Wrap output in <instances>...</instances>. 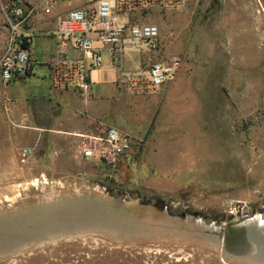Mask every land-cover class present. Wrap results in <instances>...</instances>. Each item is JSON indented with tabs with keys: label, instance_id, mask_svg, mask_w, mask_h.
<instances>
[{
	"label": "rangeland",
	"instance_id": "374dc122",
	"mask_svg": "<svg viewBox=\"0 0 264 264\" xmlns=\"http://www.w3.org/2000/svg\"><path fill=\"white\" fill-rule=\"evenodd\" d=\"M75 6L61 3L36 30H53L48 21ZM145 22L160 25L165 51L181 65L159 91L136 95L118 82L138 69L132 57L112 68L102 52L97 72L114 77L118 91L104 122L137 143L113 165L82 157L79 135L58 159L50 131L27 132L34 123L13 119V83L0 76V264H264V248L226 249L233 230L264 227L247 225L264 217V0H187ZM41 39L33 44L39 60ZM140 59L147 69L149 56ZM41 212L37 224L62 217L64 228L21 242L7 232Z\"/></svg>",
	"mask_w": 264,
	"mask_h": 264
},
{
	"label": "built area",
	"instance_id": "2783aa9c",
	"mask_svg": "<svg viewBox=\"0 0 264 264\" xmlns=\"http://www.w3.org/2000/svg\"><path fill=\"white\" fill-rule=\"evenodd\" d=\"M73 0H4L1 9L7 38L0 55V76L8 84L31 78L37 59L32 49L42 20L54 17L61 3ZM72 7L57 16L58 24L46 33L55 41L54 56L49 61L48 76L53 90H70L89 96L91 72L102 67V52L107 50L112 65L119 63L127 50L149 54L147 69L122 72L119 85L131 94L149 95L171 81L179 69V57H159L161 27L145 22L146 16L181 11L187 0H74ZM44 18V19H42ZM81 145V155L102 164L113 165L137 144L134 137L115 126L102 123ZM30 149L25 150L28 155Z\"/></svg>",
	"mask_w": 264,
	"mask_h": 264
},
{
	"label": "crops",
	"instance_id": "0c3cea01",
	"mask_svg": "<svg viewBox=\"0 0 264 264\" xmlns=\"http://www.w3.org/2000/svg\"><path fill=\"white\" fill-rule=\"evenodd\" d=\"M28 1L36 2V0ZM78 4L76 2L77 6H79ZM60 11L59 15L65 13L62 8ZM169 18H172V15ZM48 22L47 27L55 28L58 24L57 17ZM47 32L37 31L34 38V40L42 38L41 40L45 41V45H39L43 49L41 60L35 54L34 41L32 44L37 59L36 73L31 78H22L12 82L13 94L10 112L14 120H28L30 124L34 123V125H30L32 127L26 130L27 132L50 131L52 146L54 145L55 151L58 153V159L63 160L68 155V150L73 149L74 136L94 134L100 123L111 126L106 125L104 121L107 117L112 119L113 99L118 91L113 81L114 77L107 79L106 76L104 77L97 72L103 66L91 72L92 90L89 96L84 97L70 90H53L49 82L48 68L49 61L54 56L55 41L46 35ZM165 48L166 45L163 43L161 33L160 48L154 55L172 57V54L165 51ZM103 51L108 54L107 50ZM147 55L149 56V54ZM130 56L133 60L127 62V57ZM123 58V63L125 61L128 65L141 69L139 66L141 53L135 50H127ZM109 64L112 68L115 67L111 64L110 59ZM168 95L172 97V91ZM36 118L37 120H35Z\"/></svg>",
	"mask_w": 264,
	"mask_h": 264
},
{
	"label": "bare ground",
	"instance_id": "6f19581e",
	"mask_svg": "<svg viewBox=\"0 0 264 264\" xmlns=\"http://www.w3.org/2000/svg\"><path fill=\"white\" fill-rule=\"evenodd\" d=\"M247 12V11H246ZM261 17V16H260ZM263 18V17H262ZM262 29H264V24H262ZM40 182L38 180L34 181V183L32 185H38L39 186ZM46 184V183H45ZM80 201V200H79ZM95 205V204H94ZM51 208V207H50ZM101 208V206L99 207ZM91 210V209H90ZM85 211V210H84ZM90 212V211H89ZM54 213V212H53ZM91 213V212H90ZM89 213V214H90ZM81 214H82V211H81ZM87 214V212H86ZM88 214V215H89ZM92 214V213H91ZM62 215V213H61ZM84 215V214H82ZM82 215H81V218L80 219H83L82 218ZM57 216V215H56ZM74 216H76L74 214ZM91 216V215H90ZM45 217V216H44ZM48 218H51L52 221L54 220V216L53 215H50L48 214L47 216ZM58 218V217H57ZM43 219V213H37V214H31L29 213L27 216H20L18 219H17V224L16 225H13V223H11L9 226H7L8 228H11V231H7L9 233L12 232V234H16L15 236V240L16 242H21L23 240H25L26 238H29L30 236L32 235H35L37 233H43V231L45 232L46 230L49 229V231H55V230H59L60 228H64L63 225H65V223H62V217L58 218V219H55L54 221L57 222V225L56 226H53L52 224H49L46 226H43L41 223L37 224V222L39 221H42ZM77 219V217H76ZM85 219V218H84ZM257 221L258 222H262L264 223V217L262 216H258L257 218ZM68 220V219H66ZM61 221V222H60ZM23 222V223H22ZM51 222V221H50ZM56 222H54L56 224ZM65 222V221H64ZM71 222V220L69 221ZM73 222V221H72ZM34 223V224H33ZM53 223V222H52ZM68 222H66L67 224ZM75 223V222H74ZM96 224V223H95ZM74 225V224H73ZM71 226V224H70ZM2 230V229H1ZM1 233V232H0ZM6 234V233H5ZM45 234V233H43ZM1 240V239H0ZM17 244V243H15Z\"/></svg>",
	"mask_w": 264,
	"mask_h": 264
},
{
	"label": "flooded vegetation",
	"instance_id": "af4514ba",
	"mask_svg": "<svg viewBox=\"0 0 264 264\" xmlns=\"http://www.w3.org/2000/svg\"><path fill=\"white\" fill-rule=\"evenodd\" d=\"M264 248V227L240 226L226 238V249L232 252H260Z\"/></svg>",
	"mask_w": 264,
	"mask_h": 264
},
{
	"label": "water",
	"instance_id": "95a60500",
	"mask_svg": "<svg viewBox=\"0 0 264 264\" xmlns=\"http://www.w3.org/2000/svg\"><path fill=\"white\" fill-rule=\"evenodd\" d=\"M250 224H258V221L257 219L253 220V221H250L247 223V225H250Z\"/></svg>",
	"mask_w": 264,
	"mask_h": 264
}]
</instances>
